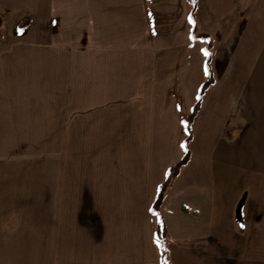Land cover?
I'll use <instances>...</instances> for the list:
<instances>
[{"label": "crops", "instance_id": "obj_1", "mask_svg": "<svg viewBox=\"0 0 264 264\" xmlns=\"http://www.w3.org/2000/svg\"><path fill=\"white\" fill-rule=\"evenodd\" d=\"M16 11L15 25L32 21L0 50V140L37 127L31 140L53 142L54 223L60 211L72 264H264V0H0L1 16ZM207 40L228 104L202 99L160 242L150 206L182 156ZM235 105L249 133L234 143L221 111Z\"/></svg>", "mask_w": 264, "mask_h": 264}, {"label": "rangeland", "instance_id": "obj_2", "mask_svg": "<svg viewBox=\"0 0 264 264\" xmlns=\"http://www.w3.org/2000/svg\"><path fill=\"white\" fill-rule=\"evenodd\" d=\"M18 12L12 14L4 12L1 16L5 23L1 30L0 50L7 42L14 41L13 39L20 38L23 34H17L14 30L15 22L21 16ZM216 81H220L217 90L215 91L212 85L205 93L210 91L206 100L213 102L219 101L220 98L225 106L228 104V93H225L229 89L228 79L216 78ZM238 101L246 103V94H239ZM188 111L189 109L186 110ZM205 113L208 116L212 110L208 109ZM221 113V137L224 141L235 143L249 133L245 120L246 106L235 105L227 110L223 108ZM197 121L198 118L191 125V142ZM28 129L29 131L25 130L24 135L13 137L29 140H0V264L75 263L76 259H72L65 249L63 238L66 236L60 211L58 224L55 226L54 223L53 142L31 140L39 137L38 128ZM4 138H11V136L0 135V139ZM185 138L186 136L183 137L184 140ZM182 156L178 153V161ZM189 171L192 174L194 167L192 166ZM205 183L207 191L213 190L208 174L205 175ZM154 220L152 219L154 223L151 224L152 228L159 234L155 223L157 219ZM55 238L57 239L56 245ZM161 253L163 255V249Z\"/></svg>", "mask_w": 264, "mask_h": 264}, {"label": "trees", "instance_id": "obj_3", "mask_svg": "<svg viewBox=\"0 0 264 264\" xmlns=\"http://www.w3.org/2000/svg\"><path fill=\"white\" fill-rule=\"evenodd\" d=\"M193 15H194L193 5H191V11H190L191 35H192V33H194V30H195ZM31 21H32V18L29 15L21 18L17 22V24L15 25V28H14L15 32L17 34L24 33V31L31 24ZM2 28H3V19L0 15V39H1ZM210 50H211V44H210V41L207 40L205 52H207L208 55H206V61H205V82L200 86V88L198 90V93L196 96V101H195L194 105L192 106L188 117L182 121V129H183V132L186 136L185 140L181 144L183 156L180 159V161H178L173 167H171L167 170L165 181L162 185L159 186L157 193H156V195H155V197L151 203V206H150L151 215L157 219L158 232H159L158 236H159L160 242L163 239L162 237L165 236L164 235L165 230H164V226H163L160 214H159V209L163 203V199H164L165 194L168 192V190L172 186L173 180L178 176L180 169L188 163L189 154H190L189 144L191 142V136H192L191 125L198 118V115H199L200 109H201L202 99H203L205 93L214 84V79L212 76L211 66H210V56H211ZM162 249L164 252L163 246H162ZM163 255H164V253H163ZM164 263L169 264L167 257H165Z\"/></svg>", "mask_w": 264, "mask_h": 264}, {"label": "snow or ice", "instance_id": "obj_4", "mask_svg": "<svg viewBox=\"0 0 264 264\" xmlns=\"http://www.w3.org/2000/svg\"><path fill=\"white\" fill-rule=\"evenodd\" d=\"M205 55H208V53H207V52H205ZM241 227H243V225H241Z\"/></svg>", "mask_w": 264, "mask_h": 264}]
</instances>
